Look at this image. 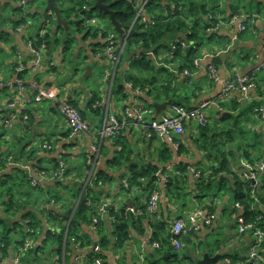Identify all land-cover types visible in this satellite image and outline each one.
I'll use <instances>...</instances> for the list:
<instances>
[{
	"label": "crops",
	"instance_id": "0c3cea01",
	"mask_svg": "<svg viewBox=\"0 0 264 264\" xmlns=\"http://www.w3.org/2000/svg\"><path fill=\"white\" fill-rule=\"evenodd\" d=\"M46 1L40 0L37 7H30L31 10L28 14L19 15L15 11L16 2L0 0V163L2 161L0 181L5 180L6 176H10L13 171L17 170L23 173L25 184L35 181L41 185L43 193L40 194L39 201L59 195L63 198V207L66 208V202H70L68 203L69 207L74 206L75 209L79 204L75 195L78 186L82 184L87 187L89 185L88 187L92 190L90 194L92 198L106 203L108 207H115L117 213L125 211L126 215L131 214L137 219L141 216L142 207L147 204V193L139 187L128 191L124 187V181L129 177L132 165L139 168L157 166L156 176L159 177L157 190L160 193L159 221L169 222L172 228L176 219L183 218L189 222L190 217L197 209L202 208L205 213L210 214L208 210L210 203L214 209L212 213L215 215L213 225L209 227L201 219L202 228L191 239L192 244L198 242L202 248L198 247L196 252L192 251L187 254L188 259L185 263L197 264L206 255L215 260V264H227L226 261L232 260V258L247 260L253 249V240L249 235L242 236L238 232L237 219L242 213L237 214L235 211L234 198L229 189L226 187L227 192L223 197V202L220 201L218 192L214 193L212 198L204 200L197 198L194 185L199 177L195 171L200 173L198 170L206 169L211 164L207 161L204 151L198 149L199 146L193 143L195 137H200L197 132L198 122L196 119L185 125V132L182 136L173 135L172 138L160 139L154 133L149 136L140 124L132 121L128 123L117 139L101 136L104 121L108 116H115L119 120H123L126 110H133L139 102H146L152 107L155 103H168L164 100L162 88L156 87L150 95L142 92L136 93L137 91L133 89L132 85L127 83L123 90H119L116 78H118L117 76L127 77L132 72L130 62L125 60L122 63V59L118 64L110 62L102 56V52H98L99 48L92 47L93 43H104L103 39L101 37L93 39L86 34V31L84 35H78L80 46L75 47L76 55H80L81 51L85 52L84 56L89 61L88 66L99 65L104 68L105 86L101 90H92L83 81L73 85L70 80L78 66L75 65L74 71L72 69L65 71L62 52L59 53L60 58L57 63H54L56 68L34 66L32 54L28 49V41L30 37H35L39 32V26L47 13ZM68 1L71 0H66L65 7L69 8L75 5L72 2L74 5L68 6ZM218 2L222 14L220 15V29L215 38L210 40L209 37H206L203 42L190 45L198 54L195 57L194 66L183 71L188 72L190 76L176 73L182 68L181 63L185 62L184 59L179 57L182 62H175L170 57L171 55L168 56L163 50L160 51L161 55L155 61V65L158 69L164 68L159 74L163 79H169L167 76H175L172 86L177 90L176 99L183 103L187 109L194 110L202 104L210 102L203 113L209 120V125L215 122L217 123L215 126L220 128V131L213 132L211 135L215 136L217 143L226 144L225 151L230 161V168L233 174L238 176L246 164H252L242 155L243 150H238V147L242 146L243 148L248 143L260 142L264 150V0H224L223 2L218 0ZM45 3L46 6H44ZM232 4L241 15L232 12ZM41 5L44 8H41ZM243 5H247L251 11L242 10L246 7ZM38 13L39 15L34 18L33 14ZM244 15H249L251 20L244 22L246 29L241 31L240 23H243L241 18ZM17 17L27 18L29 22L28 27L18 32L13 26V21ZM233 18H239V20L230 27L227 23ZM74 19L78 21L76 17ZM55 31L58 32V38L62 39H65L69 33L72 34L71 25L63 19L62 15L61 20L57 21V25H55ZM119 42L122 43L123 40ZM124 48L120 49V58L123 56ZM183 48L186 49L185 46ZM184 55L183 53V57ZM217 57H221L223 62L214 63L213 59ZM229 63L237 64V70L229 69ZM210 68L215 70L216 80L210 78ZM83 72L85 74V70ZM245 76L254 78L255 88L251 89L246 96L235 88L227 98H224L223 92L226 84L235 83L238 77ZM83 78L86 79L84 75ZM17 80L22 82L25 88L24 93L19 92ZM34 84L38 85V89L52 92L56 97L37 103L35 101L36 92L33 89ZM62 93H65L64 98L61 97ZM94 93H97L98 96L95 103H93L96 98ZM115 95L123 97L125 103L122 107L117 106V100L113 101ZM64 101L73 102L78 106L77 108H80L83 119L90 126L89 133L81 134L77 138L71 135L67 122L58 111V104ZM12 102L13 104L10 105ZM13 105L14 107H12ZM151 109L154 113L151 117H146L147 122L158 119L167 111L166 109L157 116L156 109L154 107ZM227 114L240 117L241 123L238 127L244 130V135H240L239 130L235 134L227 133L226 128L233 122L232 120H223ZM24 116H27L28 119L24 120ZM6 122H10V125ZM93 145L98 148V152L94 151ZM124 148L127 152H131V161L121 167H116L113 165V161ZM166 150L172 155V160L168 163H165L164 159L162 160ZM253 151L255 150L250 152ZM252 157L254 164L260 160L264 161V152L263 156L253 152ZM61 162H64L67 167L65 177L58 179L50 176L41 177L44 172L46 174L55 171ZM185 166L188 167L192 186L182 192L183 195L175 200V203H172L166 196L167 176L172 171L176 174V170ZM177 174L183 176L180 173ZM102 177L105 182L99 179ZM58 185L63 186L59 188ZM185 193L189 195L184 196ZM8 201L9 199L6 197L0 199V216L2 217L6 216L4 204ZM53 202L52 205L55 206L56 204ZM202 204L205 206L203 207ZM63 207L60 205L57 209L61 210ZM132 208L135 212L131 211ZM7 217L10 219L9 225L23 222L22 213L15 216L7 214ZM221 219L223 220L220 222ZM40 220L43 226L42 233L37 237L34 236V242L32 241V247L37 250L43 249L40 246L48 240L47 233L49 231H52V234L60 233L59 227L55 226V229L51 227L47 217L40 216ZM69 222L66 221L64 225L68 226ZM144 226L145 233L141 235L132 223L130 240L121 246L113 234L116 221L109 213H105L102 216L101 228L92 223H82L78 227V236L84 239L86 247L76 249L74 246L67 248L63 245L59 249L56 242L50 243L49 241L44 247L43 254L41 252L36 255L31 254L25 259L28 264H44L45 259L47 261V259L55 258L61 260L62 264H77L78 260L83 258L87 264H90L94 258L93 252L97 251L96 256L99 255L103 264H148V262L167 264L165 253L164 256L158 254L156 252L158 248H155L151 241L153 230L149 221H144ZM22 232L18 226L17 233H13V244L8 250V257L5 260L1 259V264H14L13 260L17 253L15 240H21ZM214 235L219 236V239L212 242L211 238ZM168 236L170 235L164 233L165 239ZM103 239H106L107 242ZM88 241L91 243L88 244ZM92 248L96 249L90 252Z\"/></svg>",
	"mask_w": 264,
	"mask_h": 264
},
{
	"label": "trees",
	"instance_id": "16d2710c",
	"mask_svg": "<svg viewBox=\"0 0 264 264\" xmlns=\"http://www.w3.org/2000/svg\"><path fill=\"white\" fill-rule=\"evenodd\" d=\"M11 1L16 2L17 5L15 6V11L17 14L21 15L22 7L18 4L19 0ZM221 1L223 2L224 0ZM72 2L75 5L69 8L65 7L66 0H64V2H61V0H55V5L61 9L63 19L68 21L71 26L77 25L79 31L82 32V30H85L87 32L86 34L91 36L93 39L101 37L104 43H93L92 47L97 49L99 48L98 52H104L108 44L107 39L109 34L104 30L96 29L92 26L85 28V20H83V18L82 21H76L74 18L76 17L78 19L79 15L84 17L88 14H93L94 11H97L100 15L106 18H110V16L105 14L102 10L96 9L95 6L97 0H77L76 3L75 0H71L70 3ZM140 2L141 0H133V2L129 0H104V4L108 6L116 16L115 19L117 25L112 23L111 18L110 21L114 27L113 34L117 37L116 47L118 52L121 49V43L119 41L124 40L131 31L127 38V43L121 59L123 61L122 63H124L125 60L130 62V70H132V72L124 78L117 76L118 78H116V80L119 84V90H123L124 85L127 83L131 84L134 90L141 91L146 94L152 93L156 87H159L164 91V100H166L170 106H183V103H180L179 100L176 99L177 90L172 86L173 81H175V76L172 75L171 77L168 76L169 79H163L159 74L164 70V68L158 69L155 65V61L158 60V57L161 55L160 51L163 50L166 54H168V56L171 55L170 57H172L175 62H182L179 57L185 60V62L181 63L182 68L180 71H176L179 75H182L185 69H191L194 66V60L198 54L193 47L184 49L181 43H196L208 37L209 33H207V31L220 24V15L222 14L220 12L219 2L218 0H145V3L147 2V4L144 7L142 16H139L140 8H137V4H140ZM211 5L214 6V10H212ZM44 6H46V3ZM231 8L232 12L240 14L238 10L233 7V4L231 5ZM37 15H39V13L33 14V17L36 18ZM136 19L137 22L133 27ZM50 20H54L55 23L53 24ZM224 20H226V18H224ZM47 21L51 23L52 28L47 29L45 34L42 35ZM57 21L58 20L55 14L46 13L43 22L39 26L40 28L38 34L35 37H30L29 39L34 47H40L41 45L46 46L47 51L44 54L43 65L44 67H49V69L56 68L54 62L52 65L51 59V55L54 54V52H62L63 62H65L64 54L74 52L76 49L73 45L74 41L71 39V33H69L65 39L58 38V32L55 31ZM210 22L213 23L210 25ZM28 25L29 22L27 18L24 17H17L13 21V26L17 32L25 29ZM175 40L180 41V43L177 44L176 50H173L172 47ZM151 52L153 53V57L148 56V53ZM183 53L185 54L184 57ZM74 55L72 53V56ZM77 71L78 69H75V72ZM94 94L96 98L93 100V103H95L98 98L96 95L97 93ZM70 103L74 105L72 102ZM12 104L13 102L10 103V105ZM74 106L76 108L78 107L77 105ZM79 109L80 108H77L82 115ZM239 119L240 117L232 114H227L223 117L224 121H233L232 125L226 128L228 134H235L238 130L240 135L245 134L244 130L238 127L241 123ZM215 124L217 123L214 122L211 125H206L205 127L198 126L197 132L200 134V137H195V140H193V143L199 146L198 149L200 148L204 151L207 161L211 164L208 165L206 169L203 168L202 170H198L200 171V176L196 179V183L194 185L197 198L199 200L212 198L214 193L220 192L227 187L229 192L233 195L234 203L240 204L244 207L243 213L247 218V223H258L255 218L257 215H262L264 217V213L261 210L254 212L250 209V207L255 201L264 206V178L262 180V185L259 187L255 186L253 182L243 181L239 176L233 174V171L230 168V161L225 151L226 144L217 143L215 136L211 135L213 132L220 131V128L217 125L215 126ZM245 141L247 142L248 140ZM238 150H243L241 152L242 155H244V157L252 164H254V158L252 157L253 152L261 156H263L264 152L260 142L248 143L243 148L242 146H239ZM251 150L255 151L250 152ZM130 153L131 152H127L124 148L123 151L119 152L114 159L113 165L121 167L126 163H130ZM163 156L164 158L162 157V160L164 159L163 161L165 163L172 160V155L167 150L164 152ZM1 164L2 161L0 165ZM61 170L62 167L59 163L55 168V173L60 172ZM64 170H66L64 173H67V167H64ZM157 172V166L139 168L138 166L132 165V167H130V175L125 179L129 184L128 191H131L134 187H139L147 193V204L142 207V212L140 211L141 216L136 219L131 214L126 215L125 211L117 213L115 211L116 208L113 206H107L106 211L103 214L109 213V215L115 219L116 227L113 234L116 236L118 244L121 246H124L125 243L130 240L129 236L132 223L139 234L143 235L145 233L144 221H149L153 230V237L151 241L159 244V248L156 252L158 254H162L163 256L165 253L167 264H178L181 261V255L173 250V237L170 230L171 225L167 221H157L153 219L148 212L151 195L157 190V183L159 179V177L156 176ZM177 173H180L183 176H180ZM63 175L66 176V174ZM56 178L58 179L59 177ZM24 179L23 173L15 170L12 174H10V176H6L5 180L0 181V199L3 197L9 199V201L4 204V214H6V216H0V225L8 226V221L10 219H8L7 214L15 216L18 213H22L23 222L20 224H13L14 227L17 225L20 227V230L23 231L21 233V240H15V245L17 247H23L27 239L33 241L34 236L37 237L38 234L42 233L43 226L42 221L40 220V216H42L47 217L48 223L52 225L51 227H54V229L59 227L60 233L52 234V231H49L47 233L48 240L40 246L43 247V249L39 248L38 250H44L45 245H47L52 238H54V242H56L59 246V249H61L64 244L67 248H69L72 243L74 245L80 244L81 248H84L86 243L83 238L78 236V227L82 223L94 224V219H98L99 222L95 225L101 228L103 216V214L98 211V205H100L101 202L90 196L92 190L88 187L89 185H87V187L82 186V184L81 186H78L75 195L77 199L81 197L82 201H79V204L75 209L74 206L71 208L69 207L68 203L70 202H66V208L63 207V198L59 195L50 197L47 200H44L45 198H43V202L39 204L40 194L43 193V188H41L40 184L35 187L32 186V181L25 184ZM99 179H102L105 182L103 177ZM167 181L166 196L172 203H175L174 201L178 200L183 195L182 192L192 186L190 183L188 167L186 166L176 170V174L169 173ZM61 186L63 185H58L59 188ZM19 188H21V190H19ZM83 190L85 191L82 195ZM186 193L184 196L189 195ZM253 195L255 197H253ZM32 197H36V200L33 202L31 201ZM84 198H88V201L84 202ZM52 201L56 204L55 206L52 205ZM60 205L63 207L61 210L57 209ZM202 206L204 207L205 205L202 204ZM208 210L210 214L214 212L211 203ZM235 211H237V214L241 213L240 210L236 208ZM66 221H70L69 226L64 225ZM11 232L12 229L8 228L0 236V245H3V247L1 246V251L4 256H8V250L13 244V239L10 237ZM164 233H167L170 236L165 239ZM195 235L196 232L191 231L190 235L183 239V249L187 247L188 244L192 243L191 239ZM246 235L251 236L252 233L248 231ZM66 236L67 240L65 239ZM103 240L106 241V239ZM90 243L91 242L88 241V244ZM260 255L264 257V243L262 244ZM96 258H99V255L94 256L91 262ZM187 259L188 256L183 260L187 261ZM241 261L245 262L246 259L232 258L233 264H237ZM55 264H61V262L57 261ZM148 264L159 263L148 262Z\"/></svg>",
	"mask_w": 264,
	"mask_h": 264
},
{
	"label": "built area",
	"instance_id": "2783aa9c",
	"mask_svg": "<svg viewBox=\"0 0 264 264\" xmlns=\"http://www.w3.org/2000/svg\"><path fill=\"white\" fill-rule=\"evenodd\" d=\"M133 2V0H129ZM148 2V1H147ZM147 2L145 4H147ZM19 5L23 8L27 6L30 3V0H19ZM243 23H240V30L244 31L245 23L247 20H251L249 15H244L242 18ZM83 20L87 21V16L83 17ZM239 20V18H233L230 19L227 23L228 26L232 27L236 24V22ZM49 22L47 21L45 23V27ZM219 24L213 27L212 29H209L207 32L209 33H217L219 31ZM46 32L45 29H43L42 35H44ZM131 31L126 36L125 40L121 43V47H125L127 43V38L130 35ZM107 47L105 48L104 52H102V56L106 57L108 60H110L113 63H119L121 52L117 50V37L115 34L110 33L107 39ZM180 41L176 40L173 44V48H176V44H179ZM181 45L186 47L187 44L181 43ZM28 49L30 50L32 57H33V64L35 67L44 68L43 62H44V54L46 53V46L41 45L40 47H34L31 41H28ZM148 56L153 57V53H148ZM264 67V66H263ZM184 76H190L188 72L183 73ZM210 78L212 80H216L217 76L215 73V70L213 68H210ZM16 83L18 84V89L20 93H24L25 88L22 85V82L20 80H17ZM239 89L245 96L249 94V91L253 88H255V82L254 78L252 76H245V77H238L237 81L229 82L226 84L223 97L227 98L228 95L231 93L233 89ZM34 92H36L35 101L37 103H41L46 101L47 99H52L56 97L52 92H49L47 90L38 89V85H33ZM136 93H141V91H137ZM210 102H206L202 104L197 109H187L186 107L182 105H171L167 111L158 119L151 120L150 122L146 121V117H151L154 113V111L147 107L142 102L137 103L136 107L131 110L128 109L125 112L124 119L119 120L115 116H108L106 120L104 121L101 136L103 138L108 137L110 139H117L120 134L124 131V129L127 127L128 123L130 121L140 124L146 133H148L149 136L151 134L157 135L160 139L164 138H172V136H182L185 132V125L192 121L193 119H196L198 122V126L205 127L208 125L209 120L204 115L203 111L209 106ZM14 107V105L12 106ZM58 111L60 115L65 119V121L68 124V127L71 131V135L75 138L80 136L84 133L90 132V126L88 123L83 119L80 112L77 110V108L72 105L70 102L64 101L58 104ZM264 117V115H263ZM28 117L24 116V120H27ZM8 125H10V122H6ZM95 152H98V148L93 145L92 146ZM60 166L62 167V170L60 172L56 173H42L41 177H47L48 175H51L52 177L56 178L59 176H63L65 170L64 167H66V164L64 162L60 163ZM196 175L199 177L200 173L195 171ZM238 176L243 181L253 182L255 186H259L262 183L263 177H264V161L257 162L255 164H246L244 170L238 174ZM34 185H37L35 181H33ZM124 187L129 188V184L127 181H124ZM253 197H255L253 195ZM160 200V194L159 192H154L150 198L149 201V207L148 212L151 215V217L155 220H158L159 214H158V204ZM107 204L101 203L98 205V211L101 213H104L107 208ZM235 208L240 210L242 214L238 216V232L245 236L248 231L252 233L250 236L253 240V249L249 255V258L245 262H238L237 264H264V257L260 255V251L262 249V244L264 243V217L262 215H257L255 220L258 223H247L248 221L246 216H244V207L240 204H235ZM250 209L254 212H257L259 210L263 211L264 213V206L260 205L257 201L254 202L253 205H251ZM132 212H135V210L132 208ZM203 219L205 225L212 226L213 222L215 220L214 214H208L205 213V211L201 209H197L192 216L190 217L189 222L184 220L183 218L176 219L171 228V235H172V242H173V250L176 253H179L183 250V239L185 237H188L191 233V231H195L196 233H199L202 225L200 224V220ZM99 222L98 219H94V224H97ZM32 241L28 240L25 243L26 249L32 248ZM155 248H159V244L154 243ZM0 258H1V246H0ZM227 264H233L232 260L228 259ZM15 264H18L17 261H15ZM90 264H103V261L99 258L94 259Z\"/></svg>",
	"mask_w": 264,
	"mask_h": 264
},
{
	"label": "rangeland",
	"instance_id": "374dc122",
	"mask_svg": "<svg viewBox=\"0 0 264 264\" xmlns=\"http://www.w3.org/2000/svg\"><path fill=\"white\" fill-rule=\"evenodd\" d=\"M69 2V1H68ZM142 2V3H141ZM141 2H140V4H137V8H140V10H139V16H142V14H143V11H144V7H145V0H144V2H143V0H141ZM40 3V0H34L33 2H30L27 6H25V7H23L22 8V14H28L29 13V10H31L30 9V7L31 6H35V7H37L38 6V4ZM67 5V4H66ZM74 4L73 3H68V6H73ZM243 6H246L244 9H242V10H244V11H247V12H250L251 11V9L247 6V5H243ZM44 8V6L43 5H41V8ZM211 7H212V10H214V6L213 5H211ZM255 12H257V10H255ZM138 16V17H139ZM50 21H52V23L54 24L55 22H54V20H50ZM78 21H82V15H79V17H78ZM213 22H210V25L212 24ZM220 25V24H219ZM91 27V26H93V28H97V29H101V30H104L105 32H107L108 34H110V33H113L114 31V27L112 26V24H111V21H110V18H106V17H103L102 15H100L97 11H94V13L92 14H88L87 15V21H85V25H84V27L86 28V27ZM221 26V25H220ZM220 26H219V28H220ZM52 28V25H51V23H48L47 25H46V27L44 28L46 31H47V29H51ZM208 30V29H207ZM71 31H72V34H71V39H73V41H74V43H73V45L75 46V47H79L80 46V42H79V39H78V35H84L85 34V30H82V32L81 31H79V28L77 27V25H72L71 26ZM217 34L218 33H209V35H208V37H209V39L211 40V39H213V38H215L216 36H217ZM206 37V36H205ZM125 40V39H124ZM123 40V41H124ZM176 41V40H175ZM174 41V42H175ZM202 42H203V40H201ZM174 42H173V44H174ZM192 43H189V44H187L186 45V49L187 48H191L192 46H190ZM176 46V48H177V44L175 45ZM173 48V47H172ZM176 48L174 49L173 48V50H176ZM185 49V48H184ZM60 52L59 51H56V52H54V54H52L51 55V59H52V61L54 62V63H57V61H58V59L60 58V54H59ZM72 53H73V55L74 56H72ZM76 53H77V51H74V52H70V53H67V54H64V58H65V63L63 64L64 65V67H65V71H68V70H71L72 69V71H74V67H75V65H77L78 66V71L75 73V72H73V75H72V78H71V82H72V84L74 85L76 82H80V81H83V82H86V85H87V87L88 88H90V89H92V90H101V88L103 87V86H105L104 85V74H103V72H104V68L103 67H101V66H99V65H94V67H92L93 68V76L92 77H89V78H86V79H84L83 78V75H85L84 74V72H83V70H85V68L89 65V61H88V58H86L85 56H84V54H85V52H83L82 53V51H81V54L79 55L78 54V56L76 55ZM229 65V69H232L233 71H235V70H237V64H233V65H231L230 63L228 64ZM177 73V72H176ZM177 76H178V74H176ZM68 76V75H67ZM67 76H65V77H67ZM166 76V75H165ZM168 77V76H167ZM188 77V76H187ZM85 84V83H84ZM78 91V90H77ZM61 97L62 98H64L65 97V93H62L61 94ZM117 100V101H116ZM113 101H116V103H117V106L118 107H122L123 105H124V103H125V101L123 100V97H119V96H116L115 95V99L113 100ZM73 103V102H72ZM144 103V102H143ZM147 107H150V108H153L152 106H149L146 102L144 103ZM168 104V103H167ZM170 107V104H168V108ZM185 107V106H184ZM167 108V109H168ZM100 117V116H99ZM193 123H195V122H193ZM261 161V160H260ZM66 171V170H65ZM49 173H55V171H51V172H49ZM172 173H173V171H172ZM64 174H66L67 175V173H64ZM52 177L51 175H48L47 177ZM64 176V175H63ZM63 176H59V178H61V177H63ZM46 178V177H45ZM52 178H54V177H52ZM66 179V178H65ZM86 179V178H85ZM31 185L32 186H36V185H34L33 184V182H31ZM38 185V184H37ZM84 191L85 190H83V192H82V195H83V193H84ZM154 192H158V190H156V191H154ZM153 192V193H154ZM227 192V190H226V188H224L223 190H221L220 192H218V197H219V199H220V201L221 202H223V200H224V195H225V193ZM152 193V194H153ZM160 194V193H159ZM152 196V195H151ZM83 197V196H82ZM85 199V198H84ZM34 200H36V197H32V199H31V201L33 202ZM78 201H82L81 200V197L79 198V199H77ZM88 200V199H87ZM43 201H39V204L40 203H42ZM54 203V202H53ZM103 203V202H102ZM104 204H106V203H104ZM103 214V213H102ZM223 219H221L220 220V222L222 221ZM69 225H70V222H69ZM68 225V226H69ZM8 228H11L12 229V232L10 233V237H11V239L12 238H14V235H13V233H17V231H18V226L16 225L15 227L13 226V225H9L8 224V226H4V225H0V236H1V234L4 232V231H6V229H8ZM65 239L67 240V236L65 237ZM217 239H219V236H213L212 238H211V241L213 242V241H216ZM55 240H54V238H52L51 239V241H50V243L52 242V243H55L54 242ZM199 243L197 242V243H195V244H192V243H190L187 247H185L181 252H180V255H181V261H180V263H178V264H186L185 262V260H183L184 258H185V256H187V254H189L190 252H192V251H195L196 252V249L198 248V247H200V249L202 248V246L201 245H198ZM65 245V244H64ZM0 246H2L3 247V245H0ZM49 246H51L50 244H49ZM49 246H48V248H49ZM66 246V245H65ZM71 246H74L76 249H79L81 246H80V244L79 245H74L73 243H72V245ZM85 247H86V245H85ZM191 247V248H190ZM190 248V249H189ZM96 248H92L91 250H90V252H93L94 250H95ZM44 250H45V248H44ZM44 250H37V249H35L34 247H32L31 249H26V247H25V244H24V246L23 247H17V253H16V255H15V257H14V260H13V262H14V264H15V261H17L18 262V264H25V263H27V261H26V257H28L29 255H31V254H33V255H36L37 253H39V252H41V254H43V251ZM37 251V252H36ZM93 255L94 256H96L97 255V251H94L93 252ZM6 257H8V256H4L3 255V253H2V251H1V258L0 259H3V260H5V258ZM45 262H43L44 264H55V262H57V261H60L61 262V264H62V261L61 260H58V259H51V260H49V259H47V261H46V259L44 260ZM1 264V263H0ZM28 264V263H27ZM77 264H87L84 260H83V258H81L80 260H78V262H77Z\"/></svg>",
	"mask_w": 264,
	"mask_h": 264
},
{
	"label": "water",
	"instance_id": "95a60500",
	"mask_svg": "<svg viewBox=\"0 0 264 264\" xmlns=\"http://www.w3.org/2000/svg\"><path fill=\"white\" fill-rule=\"evenodd\" d=\"M95 7H96V9L102 10L105 14L110 16L112 23L114 25H117L116 24V19H115L116 18L115 13L113 11H111L108 6H106L104 4V0H97V3H96ZM46 11H47V13L55 14V16L57 17L58 21L61 20V10H60V8H58L55 5V0H47ZM136 22H137V19L135 20V22L133 24V27H134ZM133 27H132V29H133ZM213 62L214 63H218V62L222 63L223 61H222L221 57H217V58L213 59ZM92 75H93L92 67L91 66H87L85 68L84 77L88 78L89 76H92ZM153 107L156 109V115L159 116L162 111H165L168 108V104L167 103H164V104L155 103V104H153ZM83 201L86 202L88 200H87V198H85ZM248 239H250V238H248ZM0 263H1V259H0ZM197 264H215V260H213L208 255H206L205 258L203 260L198 261Z\"/></svg>",
	"mask_w": 264,
	"mask_h": 264
}]
</instances>
